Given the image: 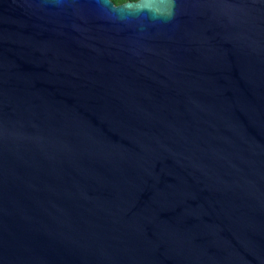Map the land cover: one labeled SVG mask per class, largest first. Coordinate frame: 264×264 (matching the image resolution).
Returning a JSON list of instances; mask_svg holds the SVG:
<instances>
[{"label": "water", "instance_id": "water-1", "mask_svg": "<svg viewBox=\"0 0 264 264\" xmlns=\"http://www.w3.org/2000/svg\"><path fill=\"white\" fill-rule=\"evenodd\" d=\"M0 264H264V0H0Z\"/></svg>", "mask_w": 264, "mask_h": 264}, {"label": "trees", "instance_id": "trees-1", "mask_svg": "<svg viewBox=\"0 0 264 264\" xmlns=\"http://www.w3.org/2000/svg\"><path fill=\"white\" fill-rule=\"evenodd\" d=\"M114 1H115V3H117V4H120V3L126 2V1H128V0H114Z\"/></svg>", "mask_w": 264, "mask_h": 264}]
</instances>
